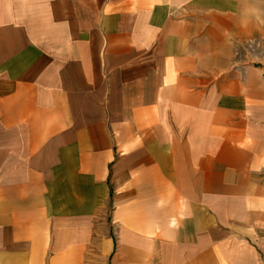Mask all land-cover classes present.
Masks as SVG:
<instances>
[{"label": "crops", "instance_id": "0c3cea01", "mask_svg": "<svg viewBox=\"0 0 264 264\" xmlns=\"http://www.w3.org/2000/svg\"><path fill=\"white\" fill-rule=\"evenodd\" d=\"M256 2L0 0V264H81L112 200L163 264L264 250V75L211 70Z\"/></svg>", "mask_w": 264, "mask_h": 264}, {"label": "rangeland", "instance_id": "374dc122", "mask_svg": "<svg viewBox=\"0 0 264 264\" xmlns=\"http://www.w3.org/2000/svg\"><path fill=\"white\" fill-rule=\"evenodd\" d=\"M254 9L253 12L251 4L250 6L238 4L234 7L233 10L241 11L240 16L238 13H233V17L226 20L229 23L226 24L228 34L225 43L218 51H213L218 58L213 61L223 66L214 65L211 66L213 67L211 70H218V73L223 74L238 73L243 82L251 76L250 74L264 75V0H257ZM117 210L112 200V205L106 210L109 224L102 222L103 227H97L94 258H85L81 260V264H163L164 254L161 253L162 248H160L163 242L157 243L153 253L147 254L140 252V249L137 250L136 244L132 242L133 236L128 234L119 215H116ZM145 240L147 243L148 240L146 238ZM111 241L113 247L112 250H108L106 243ZM237 246L240 247L241 252H245L236 255L237 262L251 264L253 258L258 264H264V250L260 249H263L261 244L249 241ZM248 251L253 254H246ZM226 256L227 261L232 264L231 254Z\"/></svg>", "mask_w": 264, "mask_h": 264}]
</instances>
